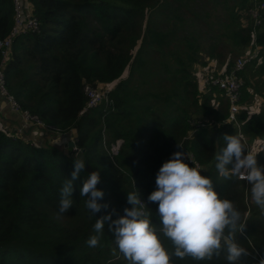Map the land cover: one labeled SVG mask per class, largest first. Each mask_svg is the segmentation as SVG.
<instances>
[{
  "label": "trees",
  "instance_id": "16d2710c",
  "mask_svg": "<svg viewBox=\"0 0 264 264\" xmlns=\"http://www.w3.org/2000/svg\"><path fill=\"white\" fill-rule=\"evenodd\" d=\"M32 4L40 31L22 34L12 44L3 68L7 88L21 110L70 134L84 149L88 167L74 182L72 207L60 214V190L74 170L72 148L36 146L0 127V264H128L122 254L112 256L115 238L108 229L110 221L105 222L97 247L86 241L98 235L97 219L123 216L124 209L131 208L128 192L137 190L164 247L174 252L159 233L158 203L149 202L148 196L156 190L160 167L176 151L191 154L220 198L232 201L241 213L244 234L238 232L236 242L250 255L236 264H260L264 210L252 200L246 180L220 176L215 155L226 147L224 134L240 136L247 151L251 143L263 141L264 108L250 111L240 105L236 120L227 121L224 91L204 78L227 75L235 59L249 53L251 60L238 72L243 79L239 103L248 99V87L264 98V55L259 54L264 49V11L254 34L250 0H32ZM12 14V0H0V38L9 32ZM223 37L247 48L226 60ZM199 54L197 63L206 70L201 86L188 67ZM215 64L220 69L210 73ZM85 82L110 83L111 103L79 114L87 101ZM104 135L106 145L123 139L113 160L105 151ZM251 152L258 153V165L264 167V150ZM187 156L184 162L195 167ZM92 171H99L97 188L104 193L98 203L108 205L94 215L86 208L87 198L80 195ZM226 257L222 245L211 259L173 255L171 260L229 264Z\"/></svg>",
  "mask_w": 264,
  "mask_h": 264
},
{
  "label": "clouds",
  "instance_id": "9594fccd",
  "mask_svg": "<svg viewBox=\"0 0 264 264\" xmlns=\"http://www.w3.org/2000/svg\"><path fill=\"white\" fill-rule=\"evenodd\" d=\"M14 136L17 135L14 133ZM223 139L226 147L215 155V167L220 176L246 180L251 185L252 200L264 210V167L258 165V153L247 151L238 135L224 134ZM177 147L182 148L179 144ZM186 156L184 151H176L162 164L156 176V190L148 196L149 202L158 203L159 233L171 242L174 252L164 247L138 190L128 192L127 203L131 208H125L123 216L112 220L108 214L96 220L94 230L98 235L91 236L87 245H99L105 222L110 221L108 229L128 264H172L173 255L179 259H211L214 254L219 255L222 245H226L229 264H236L242 256L250 255L236 242V234H244L241 213L232 201L220 198L212 180L201 175V169L184 162ZM86 162L84 154L73 157L71 178L60 190V214L72 207L74 182L84 172ZM100 179L99 171H92L80 187V195L87 198L86 208L93 215L108 207L98 203L104 195L97 188ZM260 264H264V259Z\"/></svg>",
  "mask_w": 264,
  "mask_h": 264
},
{
  "label": "built area",
  "instance_id": "2783aa9c",
  "mask_svg": "<svg viewBox=\"0 0 264 264\" xmlns=\"http://www.w3.org/2000/svg\"><path fill=\"white\" fill-rule=\"evenodd\" d=\"M251 6L248 9V15L254 34L256 29L261 26L264 11V0H250ZM13 14L12 25L5 37L0 38V97L4 98L10 105V109L19 113L22 123L17 126L15 135H23L25 129L32 127L35 129H48L59 133V129L52 127L39 119L36 114L29 112L28 110H21V107L13 94H11L6 85V78L4 74V66L9 58L10 48L17 37L26 33H34L40 31V21L34 14V8L32 0H12ZM252 55L246 53L235 59L234 68L227 75H221L208 79L204 78L205 82L217 86L224 91L225 97L228 100V116L227 121L236 120V113L240 109L241 88L243 86V79L239 76L238 72L243 71L247 63L251 60ZM111 87L109 84L96 83L95 85L85 82L83 84V92L87 98L85 106L79 111V114H84L91 108L98 107L101 103H111L110 97ZM73 146L72 151L76 152L80 148L76 144V140L72 139ZM123 143V139L117 138L109 145H104L105 151L108 157L113 160L118 155L120 147ZM188 162L193 161V157L189 154L187 158ZM194 162V161H193ZM196 168H199L198 164L194 162ZM240 179V178H239ZM142 200V199H141ZM142 202L145 203L144 200ZM146 204V203H145Z\"/></svg>",
  "mask_w": 264,
  "mask_h": 264
},
{
  "label": "rangeland",
  "instance_id": "374dc122",
  "mask_svg": "<svg viewBox=\"0 0 264 264\" xmlns=\"http://www.w3.org/2000/svg\"><path fill=\"white\" fill-rule=\"evenodd\" d=\"M238 10H240V8L236 9V11H238ZM195 35H196V37L201 38L200 34L198 33L197 30L195 31ZM215 35H217V33H215ZM223 39H224L223 52L226 54V60L227 59L231 60L235 56L241 55L242 53H244V50L247 48V47L243 48V47L235 46L234 43L229 38L223 37ZM139 44H140V42H139ZM137 49H138V46L135 49H133V51H132L133 56L136 54ZM247 51L250 52L249 48ZM261 53L264 55V49L260 50L259 54H261ZM199 59H200V54L198 55L197 60L194 62H191L188 67H189L192 75L196 79V81H198V83H200L199 85L201 86L202 79L204 77H206L205 76L206 70H204L203 68H200L202 66V64L199 65V63H197V62H199ZM203 64H205V63H203ZM220 67L221 66L219 64H215V67H214L215 71H211L210 73H215L216 71H218L220 69ZM127 70H128V68H127ZM109 85H110V83H109ZM248 89H249V97L247 100L243 101V104H240V105L242 107L250 110V111H255V110L257 111V110H260L261 108H264L263 96L261 94H259L258 92H254V90L251 87H248ZM4 102L7 106V108L10 109V105L8 104V102H6V100ZM50 126L55 127L53 125H50ZM55 128L59 129L57 127H55ZM41 129L44 130L46 133L54 132L52 130H48V129H44V128H41ZM70 141H72V139H70ZM103 143H104V145L107 144L105 135H104ZM251 147H253L254 150ZM261 150H264V140L263 141L257 140L254 143H251V145L249 147V151H261ZM111 250H112V256L118 255L119 251L115 247V245L111 244Z\"/></svg>",
  "mask_w": 264,
  "mask_h": 264
},
{
  "label": "crops",
  "instance_id": "0c3cea01",
  "mask_svg": "<svg viewBox=\"0 0 264 264\" xmlns=\"http://www.w3.org/2000/svg\"><path fill=\"white\" fill-rule=\"evenodd\" d=\"M4 98L0 97V127L6 129L9 133H15L18 125L22 123L21 117L18 112L8 109ZM18 137L24 138L36 146H56L61 149H65L68 146L71 135H65L64 133H46L42 129H35L28 127L23 135Z\"/></svg>",
  "mask_w": 264,
  "mask_h": 264
},
{
  "label": "water",
  "instance_id": "95a60500",
  "mask_svg": "<svg viewBox=\"0 0 264 264\" xmlns=\"http://www.w3.org/2000/svg\"><path fill=\"white\" fill-rule=\"evenodd\" d=\"M73 141H69V143H68V147H72L73 146ZM75 154H81V155H83L84 154V149H79V150H77L76 152H72L71 153V156H75ZM87 167H88V163L86 162V164H85V169H87Z\"/></svg>",
  "mask_w": 264,
  "mask_h": 264
}]
</instances>
